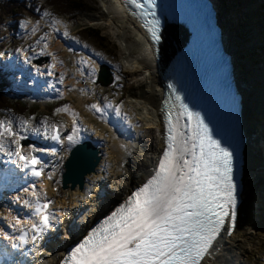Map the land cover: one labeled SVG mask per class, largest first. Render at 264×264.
<instances>
[{
  "label": "snow or ice",
  "instance_id": "1",
  "mask_svg": "<svg viewBox=\"0 0 264 264\" xmlns=\"http://www.w3.org/2000/svg\"><path fill=\"white\" fill-rule=\"evenodd\" d=\"M129 3L138 12L151 42L158 44L162 36L157 0ZM24 62L28 63L27 57ZM168 87L173 99L165 101L161 109L163 149L151 172L122 203L67 249L58 264H206L221 234L232 233L238 201L237 141L234 136L216 138L210 122L206 123L199 111H191L171 83ZM90 107L102 111L95 104ZM106 107H115L120 114L119 104ZM40 124L45 139L60 142L56 125L49 127L44 120ZM28 131L26 120L15 124L0 120V153L7 157L0 171V187L16 185L18 191L12 201L28 209L22 218L6 217L12 234L0 231V238L12 250L25 249L29 241L36 245L55 227L57 219L49 208L52 201L43 194L42 181L39 189L27 180L20 183L22 176L51 180L50 173L45 176V164L36 152H57L54 147L36 149L32 144L27 152L22 151L21 141ZM31 131L35 133L37 128ZM77 133L74 121L72 133L65 137L69 144L79 142ZM5 136L11 139H3ZM9 163L16 168H9ZM65 214L59 211V216ZM0 254L11 255L6 249ZM21 255L28 252L22 251ZM4 264L17 262L7 260Z\"/></svg>",
  "mask_w": 264,
  "mask_h": 264
},
{
  "label": "rangeland",
  "instance_id": "2",
  "mask_svg": "<svg viewBox=\"0 0 264 264\" xmlns=\"http://www.w3.org/2000/svg\"><path fill=\"white\" fill-rule=\"evenodd\" d=\"M40 1L43 2L44 0ZM81 1L86 4L88 11H82L75 17L70 18L67 13L54 15L48 7V10L43 12L39 20L28 18L26 13L17 14L18 23L16 26L12 15L5 14L0 9V68L9 71L7 74L5 73L7 84L12 81L18 82L21 78L15 76L14 69L8 67L2 58L5 55L9 57L10 54L18 57L17 49L21 48L32 53L39 49L44 56H49L45 50V43L50 41L55 52L54 60L60 63V66L57 67L59 71L55 85L62 86L67 83L70 86L68 89L69 96L64 101L60 100L61 97L56 93H47L38 86L34 88L26 86L19 93H15L16 99H21V101L26 99L31 105L35 100L34 105L37 111L32 116L33 127H40V121L44 118H60V107L66 103L69 109L77 112L79 119H86L87 122L84 121V124L89 130L106 129V132L98 135L103 141V143L101 141L103 152L107 150L104 152L107 156V165L103 170L104 172L100 173L102 181H93L83 197H80L78 201L70 202L66 209L64 222L58 226L57 236L52 238L54 243L45 250L43 259L46 260V263L53 260L55 253L70 241L73 229L80 232L85 227L86 220L93 216L102 205H108L114 201L116 195L120 194V185L129 186L131 175L139 169L138 166L142 165L143 160L149 162L152 150L151 147L143 144V141L148 144L154 142L156 146L160 139L156 122H151L153 120L150 121L148 117L144 118L143 113L141 115L137 107L138 105L131 103L128 98V91L136 87L137 81L143 77V71L139 67L137 69L140 74L133 71L138 64L133 56L128 60L123 59L125 47L123 46L122 31L118 27H124L127 33L134 35L133 21L123 16L119 9L117 14L120 15L117 20L115 17L110 19L104 16L109 5H117L116 2H113L115 0ZM214 1L222 27H226V29L231 26L234 27L233 30L227 32L225 30L224 39L230 38L234 34L244 48L242 60L234 59V73L240 67L242 69L243 64H245L255 74L254 78L257 79L258 86L264 88V83H260V79H264V41L262 39L264 36V18L260 12V3L257 0ZM81 16L84 20L80 18ZM53 20L58 23H53ZM21 21L27 22L29 25L24 27ZM85 27H93L100 31L106 41L105 51L79 35L81 29ZM104 61L109 65L113 81L108 85L109 87L102 88L95 82V78L99 64ZM118 68L127 71V73L122 74V76L117 72ZM116 79H120L122 83L116 82ZM10 87L9 85L7 89ZM29 90L30 93L26 95ZM107 96H110L111 99L108 104L114 101L116 97H121L119 105L123 114L117 115L116 109L110 114V110H108L105 112L108 122L104 123L105 120H103L101 113L107 109L106 105L101 107V112H96L90 106L93 104L99 106L98 100L105 101ZM45 103H48V106ZM144 111H146L145 108ZM256 112L258 115L263 114L261 108H257ZM26 113L22 114L9 110L0 111L3 117H10L16 122L20 121L22 116H28ZM128 114H131L138 121L130 118ZM61 118L63 119V117ZM261 123L259 122V124ZM144 128L145 131L143 132ZM147 128L152 129L150 134H147ZM262 129L260 125V130ZM112 135L117 136L118 139L113 141ZM263 138L260 142L264 146ZM111 142L117 143V150L121 156H116V152L109 149ZM259 152L261 156H264V147ZM250 183L256 191L253 204H250V216L242 225L239 233L231 237L229 241L227 240L229 249L224 252L220 264H264V166H259V163L255 166L254 171L250 173ZM5 219L6 214L0 211V226ZM41 263V261L32 260V264Z\"/></svg>",
  "mask_w": 264,
  "mask_h": 264
},
{
  "label": "bare ground",
  "instance_id": "3",
  "mask_svg": "<svg viewBox=\"0 0 264 264\" xmlns=\"http://www.w3.org/2000/svg\"><path fill=\"white\" fill-rule=\"evenodd\" d=\"M116 3L117 5H114V4L109 5L108 11L104 14V16L110 19L115 17L117 20L119 19V15H120L119 13L117 14L118 9H119V11L122 12L123 16L133 21L132 23L133 29H134L133 31H135L133 33L134 35H132L131 33H127V30L124 27H121V26L118 27L119 30L122 31L121 34L123 35V46L125 47V52H124L125 54L122 57L124 60H128L131 56H133V58L138 61V64H136V67L133 71H135L136 73H139L137 69L138 67L143 71L142 72L143 77H141L137 81L136 87L128 91V98L131 103H133L134 105L135 104L138 105L137 107L141 115L143 113L144 118L148 117L150 121L153 120L151 122L153 123L154 121L156 122V128H157L159 138H160L158 140L159 146L158 144L155 146L154 142H150L148 144V143H145V141H143V144L151 147L150 149L152 150L149 162L143 160L142 165L138 166L139 169L135 170L134 173L131 175L129 186L120 185L119 186L120 194L116 195V198L114 199L113 202L110 203L109 201L110 204L102 205L97 210V212L93 214V216L89 217L86 220L85 227L82 228L80 232H77L72 228L73 230L71 232L70 241L67 242L61 250L55 253L56 255L54 256L53 260H50L47 263L44 262V264L45 263L46 264H58V261L64 256L66 250L69 249L71 245L74 242H76L83 234H85L88 228L93 223L97 222L102 217L108 215L120 203H122L127 198V196H129L131 192L135 190V188L138 187L144 179H146L147 175L151 172L153 165L157 162V158L160 155L162 148H163V140H162L163 118L160 113L162 109V103L164 100V89H165L164 81L166 77L164 72L168 64V61L170 60V58L172 57L174 53V50H176L179 46H181L183 42V38L185 37V30L181 25L173 26L172 28L164 30L162 34V41L159 42V44L155 47V54L152 55L153 52H149L145 54L142 52V49H141L143 33L140 30L139 24L132 16H130L124 11L123 6L119 3L118 0H116ZM214 3L216 4L215 1ZM80 18L84 20L82 16ZM222 28H223V33H225V30L227 32L231 29L233 30L234 27L231 26V27H228L227 29L226 27H222ZM263 34H264V30H263ZM262 39L264 41V36L262 37ZM224 44L228 52H230V54L232 55L233 62H234V59L242 60V57L244 54V48L242 47V43L234 36V34L232 37L230 38L227 37L226 39H224ZM13 64H16V63L13 62ZM118 69L119 70L117 72L120 73L121 75L122 74L125 75L127 73V71L122 70L121 68H118ZM254 76L255 74L245 64H243L242 69L240 67L239 69H237L236 73H234L235 83L237 85L238 90L242 94V104H243L242 113H243V121H244V128H245L244 133L247 136V147L249 145L248 156H246V159H245L246 160V163H245L246 174L244 177V187H243L242 199H241L242 201L238 208V219H237L235 229L228 236L226 235V231H224L221 234L220 238L216 242V249L214 250L213 257L210 260L206 261V264L222 263V259L225 254L224 252L228 251L229 249L227 240L229 241L231 237L239 233L242 225L246 222V220H248V216H250V211H251L250 204H253V201H254V194L256 191L253 185H251L250 183V173L254 171L255 166L258 164V161L261 155L260 152L258 151H260V149L264 147V146L260 147L259 146L260 142L258 143L261 137L260 133L264 129V123H263L264 117L260 118L261 115H258V113L256 112L257 108H261L262 111H264V88L262 86H258L256 82L257 79H255ZM116 82L122 83L120 79H116ZM260 83L263 84L264 79H260ZM118 98L119 97H116L114 101ZM108 100H110V96H107L105 99V101H108ZM144 108L146 110L144 111L145 113L143 112ZM135 121H138V120L135 119ZM259 122H262V123L259 124ZM260 125L263 128L262 130H260ZM87 130L88 129H86V131ZM103 130L105 131L106 129L103 128ZM146 130H147V134H150L152 132L151 128H147ZM144 131H145V128L143 129V132ZM84 133L85 132H81V135H83ZM99 133H100V130H96V134L99 135ZM112 136H113L112 138L113 141L118 139L117 136L116 137L114 135ZM116 144L114 142L113 143L111 142L110 143L111 148L109 149L116 152L115 154L116 156H121L119 150H117L118 146ZM256 144L258 145V150L255 148ZM106 165L107 163L105 160V166ZM100 166H101V162L97 165L96 170L94 172L87 175V178L84 183V187L82 189H78L77 187L74 189H69V188L61 189L60 188L59 191H62L61 201L63 202V198H68V197L70 201L76 200L78 197L82 196L85 192H87V189L90 187V183H92L93 181H97L99 178L98 176L103 171V170L99 171ZM66 193L68 195H66ZM2 202L3 201H0V204ZM241 205L242 207L240 208ZM5 210H7V208H5Z\"/></svg>",
  "mask_w": 264,
  "mask_h": 264
},
{
  "label": "trees",
  "instance_id": "4",
  "mask_svg": "<svg viewBox=\"0 0 264 264\" xmlns=\"http://www.w3.org/2000/svg\"><path fill=\"white\" fill-rule=\"evenodd\" d=\"M46 2L51 8H53V10L67 13L71 17H75L82 11H88L86 4L81 0H46ZM40 6L41 5L38 6L37 0H0V8L3 9L5 13L8 14L11 12L13 15L20 13L23 10L28 13H34L36 8H40ZM260 9L264 15V3L260 6ZM81 34L99 48H106L105 38L101 35L98 29L85 27L81 29ZM2 88L3 87H0V105L8 106L11 103V98L8 94H5V91Z\"/></svg>",
  "mask_w": 264,
  "mask_h": 264
},
{
  "label": "water",
  "instance_id": "5",
  "mask_svg": "<svg viewBox=\"0 0 264 264\" xmlns=\"http://www.w3.org/2000/svg\"><path fill=\"white\" fill-rule=\"evenodd\" d=\"M98 80L102 85H107L112 81L111 75L106 65L101 66ZM98 149L89 141L83 142L73 147L70 151V156L64 163V171L62 175V185L64 187L70 183V187H75L76 184L82 188L85 175L94 170L99 156Z\"/></svg>",
  "mask_w": 264,
  "mask_h": 264
}]
</instances>
